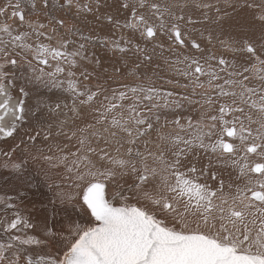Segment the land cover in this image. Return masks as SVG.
<instances>
[{"label":"snow or ice","instance_id":"6c2138e0","mask_svg":"<svg viewBox=\"0 0 264 264\" xmlns=\"http://www.w3.org/2000/svg\"><path fill=\"white\" fill-rule=\"evenodd\" d=\"M118 4L0 0V168L52 193L0 195V264H264V0Z\"/></svg>","mask_w":264,"mask_h":264},{"label":"bare ground","instance_id":"6f19581e","mask_svg":"<svg viewBox=\"0 0 264 264\" xmlns=\"http://www.w3.org/2000/svg\"><path fill=\"white\" fill-rule=\"evenodd\" d=\"M108 4L110 5V7H102L100 9L101 14L105 12L117 13L119 7L118 0H108ZM229 12H231V9H229ZM93 18L95 17L89 15L86 21L81 22V27L84 29L85 34L95 36V34L96 35L98 34V32L96 33L95 30L102 29L100 26L108 28V24L104 23L103 20H101L99 21L100 25H96L98 22L96 23L95 19L93 23H91V19L93 20ZM249 19H250V12L246 9L240 10L237 13H233L231 16L225 18L223 21V27L226 31L230 30L233 33L241 34L240 29L247 25ZM97 31H99L100 33L99 35L101 37L106 36L105 33L103 34L104 31H100V30ZM109 32L110 31H108V33ZM88 46H89V50H87L88 54L89 55L94 54L95 58L100 59L99 60L100 67L98 68V72L100 73L102 78L106 79L107 76L113 75L114 69L108 66L110 62L108 61L109 62L108 64L105 63V65H103L105 61L103 55L105 54V52L108 51L107 53H109L112 56L113 62L115 59L119 62L118 58L113 56L112 52H110L108 48L101 46L99 42L95 44H89ZM116 60L115 63L117 62ZM104 69H107L106 73L104 72ZM116 86L117 85L113 84V87ZM17 95H19V93H17ZM10 143L11 141H8L7 143L0 141V148L6 149ZM29 168L31 170V185L22 184L21 181L16 178V175L12 173L10 170L0 168V195H3L5 192H7L9 195L18 194L19 199L22 202V208L25 210V214L29 215L34 223L37 224L42 223L46 216L49 218V222L51 223L52 205L50 203V200L52 197V193L49 191L46 183L44 182L43 176L36 174L38 171V165L30 162ZM13 189H15V191H13ZM62 217H63V213H60L56 218L62 219Z\"/></svg>","mask_w":264,"mask_h":264},{"label":"rangeland","instance_id":"374dc122","mask_svg":"<svg viewBox=\"0 0 264 264\" xmlns=\"http://www.w3.org/2000/svg\"><path fill=\"white\" fill-rule=\"evenodd\" d=\"M221 4H223V1H222V0H221ZM110 13H111L112 15H114V16L117 15L116 12H110ZM196 14L198 15V13H195V12H194V15H196ZM210 15H214V13H210ZM94 19H95V18H93V20L91 19V23H93ZM99 21H101V20H96V19H95V22H96V23L98 22L96 25H100ZM103 22L106 23V21H104V20H103ZM207 26H208V27H213V26L216 27V25H213V26H212V25H207ZM100 27H101L102 29H97V30L104 31L103 34L105 33L106 36H107V35H110V32L108 33V31H110V26H109V25H108V28H107V27H102V26H100ZM103 28H104V29H103ZM108 29H109V30H108ZM97 30H95L96 33L98 32V34H100L99 31H97ZM107 30H108V31H107ZM106 32H107V33H106ZM94 33H95V32H94ZM95 35H96V34H95ZM99 36H100V35H99ZM99 49H100V48H99ZM87 50H89V46H88V45H87ZM103 50H105V49H103ZM107 52H108V51H107ZM107 52H105V54L103 55L104 58H105V61H104L103 65H105V63L108 64L109 62H110V64H112V65L108 64V66H110L111 68H113V63H114V65H119V62H118L116 59H115V60L117 61L116 63H115V60H114V62L112 61V56H111L109 53H107ZM106 54H107L108 56H107ZM109 55H110V57H109ZM106 58H109V59H106ZM98 59H99V58H98ZM99 60H100V59H99ZM108 61H109V62H108ZM111 61H112V62H111Z\"/></svg>","mask_w":264,"mask_h":264}]
</instances>
